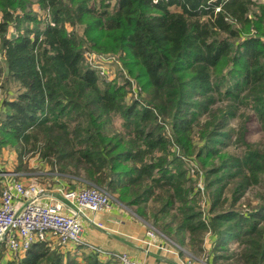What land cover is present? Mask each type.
Returning a JSON list of instances; mask_svg holds the SVG:
<instances>
[{
	"label": "trees",
	"instance_id": "obj_1",
	"mask_svg": "<svg viewBox=\"0 0 264 264\" xmlns=\"http://www.w3.org/2000/svg\"><path fill=\"white\" fill-rule=\"evenodd\" d=\"M86 54L119 68L107 77ZM1 89V149L39 150L61 178L115 194L177 243L187 236L203 251L210 233L213 264H264V148L245 142L254 119L264 132L256 0H0ZM230 142L245 151L224 153ZM184 159L205 170L206 219ZM254 188L257 203L241 206ZM1 255L0 264H109L44 242Z\"/></svg>",
	"mask_w": 264,
	"mask_h": 264
},
{
	"label": "built area",
	"instance_id": "obj_2",
	"mask_svg": "<svg viewBox=\"0 0 264 264\" xmlns=\"http://www.w3.org/2000/svg\"><path fill=\"white\" fill-rule=\"evenodd\" d=\"M91 56L86 54V57ZM0 174L4 175L2 172ZM60 194L62 199L56 200L47 195L43 186L33 183L26 185L19 181L0 187V243L9 253L22 255L33 243H46L54 237L61 247H82L97 257L106 255L116 264H147L132 260L125 254L100 250L82 240L81 225L76 217L83 215L84 210L96 213L111 206L110 196L105 191L96 187H82L60 190ZM45 199L49 202L42 203ZM97 225L102 227L100 223ZM146 235L150 240L145 243L151 246V241H155L154 229L147 228ZM182 264L194 262L183 261ZM199 264L212 263L205 259L200 260Z\"/></svg>",
	"mask_w": 264,
	"mask_h": 264
},
{
	"label": "rangeland",
	"instance_id": "obj_3",
	"mask_svg": "<svg viewBox=\"0 0 264 264\" xmlns=\"http://www.w3.org/2000/svg\"><path fill=\"white\" fill-rule=\"evenodd\" d=\"M256 4L261 5L264 8V0H256ZM33 6H34V9L36 11H39L40 14H42V17L46 21H48V22L50 21L49 18L47 17L48 15L44 11H42L37 4H34ZM257 12H258L257 7H252L250 10V14H254ZM15 34H16V30L11 28L9 30L8 36L12 37V35H15ZM87 59H90V60L94 59L93 61H91V63L96 67V69L100 70L104 73H107V75H108L107 77H110V78H112V75L110 74V72L115 70L116 68H119V64L115 60L112 61L109 59H103V58L97 57L95 55H92L91 57H87ZM102 72H100L99 74L101 75ZM6 87H7V89H9V93H11V91L13 92V95L9 96V97H13L17 87L14 86V84H12V83H8ZM2 92L3 91L1 89L0 90V98H3ZM141 95L143 96V94H141ZM135 96H136V94H131V95L129 94L127 96V98H128L127 100L130 101L131 98H134ZM118 121H116L114 123L116 125V127L118 126ZM240 123H241L240 119L239 120L232 119V120H230L229 125H230V127H233V129L238 131ZM245 142H246V145L249 144L251 146L260 147L261 149L264 148V132L262 131L261 125L257 123L256 119H254L252 122H250L248 124V132H247L246 137H245ZM1 150H2L1 151V168L3 167L4 169H7L6 170L7 172L4 171V173L8 176L4 181H2V184L0 187H3L6 183L11 184L15 181L25 183L26 185L33 183V184H37L39 186H43L44 188H48V186L53 184L52 173H55L54 172L55 169L51 168V166L48 164V162H46V160L42 157V154L40 153L39 150H36V149L30 150V151L24 153L22 156H19L17 151L13 147H2ZM244 151H245V145L244 144H240V143L234 144L233 142H230L229 145H227V147L224 149V153H233V154H241ZM183 168L185 169L187 177H191L192 180L190 179V182L192 183V186L194 185L198 191V194L196 195L197 196L196 197V199H197V209L196 210L201 211V216H200L201 219L202 218L206 219V214H207V217H210V215H212V213L209 211L210 194L205 187V185H206V179H205V175H204L205 170L196 159H193L190 161H189V159H184ZM0 172H2V170H0ZM56 178L61 179L64 182L71 183L70 184L71 187L76 186L77 188H82V187L87 186V185L83 184L81 180L79 182V181H74V180H69V179H63L58 174H57V177H55V179ZM2 179H4V178H2ZM79 186H81V187H79ZM77 188H69V189H77ZM99 189H101V188H99ZM60 190H64V189H59V192H60ZM258 191H259V188H254V189L248 190L246 192L245 196L238 203L241 204V206L245 205V198L246 197H250L251 199H253L254 204L257 203L258 198H256L255 193ZM105 192L110 196L111 202L115 203L120 208V210H129L136 217L141 219L142 222L146 225V231H147V228H149V227H152L154 229L155 239L159 238V240L161 242H157L156 240L155 241L157 243L155 241H151V244H152L151 247H153V246L160 247V248H162L161 250L164 252H165L164 249H168V250H171L173 252H177L178 254L183 253V255H184L183 257L188 258L190 262L195 261V264H199L200 260L206 259V261H209V258H211V257H209L210 256L209 250L211 248L210 244L212 243V242H210V235H211L210 233L208 234V232H206L205 236L202 239L201 244L204 247L203 251H201V250L199 251L197 249H192L189 245H187V243H188V241L186 242V240H188L187 236L185 237L184 244H180V243H177V241L176 242L173 241L168 236H166L165 234L160 232V230H158V228L155 224L153 225L152 223L143 219L142 217L137 215L132 210V208H130L129 206H126L123 203L119 202L117 200V198H116L117 196L115 194L113 195L107 191H105ZM153 205H154L153 202H150L148 204L149 207H151ZM104 210H106V209H104ZM104 210H102V211H104ZM102 211H99V212H102ZM87 212L88 211L84 210L83 215H85V214L87 215ZM207 221H208V219H207ZM91 223H93L95 226H97L99 228H106V227H104V225L102 223L95 221V219H93V218L91 220ZM97 223H100L102 225V227L98 226ZM81 229H82V227H81ZM145 235H146V233H145ZM146 237L148 240H150L147 235H146ZM143 240L144 239H142L141 241L143 242ZM86 243H89V242H86ZM48 244L52 249L63 252V254L68 253L71 257H75V258H76V256L74 254L75 252L73 249L79 248L82 250V252H84L86 250L82 247H77V246H72V245H70L68 247H61L59 245L58 241L56 242V241H53L52 239H49ZM90 244H92L93 246H95L96 248H98L100 250H103V248H101V247H99L93 243H90ZM236 246H237L236 241H231V243L229 244L230 250H233L234 248H236ZM71 248H73V249H71ZM83 249H84V251H83ZM76 252H80V251H76ZM0 254H2L1 256H3L5 261L8 259H12L14 256H17V257L21 256L18 254L9 253L4 245L3 246L0 245ZM79 254L81 255L82 253H79ZM117 254H124V253L118 252ZM83 255H86V254H83ZM97 258H98V260L102 261L103 263L107 259H110V258L106 257V255H103V256L98 255ZM79 260L81 261L82 259L79 258ZM139 261H141V260H139ZM114 263L116 264V261H114Z\"/></svg>",
	"mask_w": 264,
	"mask_h": 264
},
{
	"label": "crops",
	"instance_id": "obj_4",
	"mask_svg": "<svg viewBox=\"0 0 264 264\" xmlns=\"http://www.w3.org/2000/svg\"><path fill=\"white\" fill-rule=\"evenodd\" d=\"M8 94L12 96L13 92L11 91V93H9L8 91ZM2 168L0 169L2 173H4V171L7 172V169ZM52 175L54 177H52L53 184L45 188L50 198L61 200L62 197L59 189L77 188L76 186L71 187V183L64 182L58 178L55 179V177H57L56 173H52ZM7 176L8 175L5 173L4 175L0 174V186ZM48 202V199L42 200V203ZM88 218L95 219V221L102 223L106 228L95 226ZM76 219L82 227V240L84 242L93 243L103 248V250L114 253H124L132 260H141L147 264H182L183 261H189L188 258L183 257V253L164 252L160 247H149V245H146L145 241L148 240L145 235L146 225L129 210H120L115 203H112L108 209L102 212L94 213L88 211L87 215H79ZM51 239L57 242L54 237ZM142 239H144L143 242L141 241ZM155 240L161 242L159 238ZM46 243L48 244L49 240ZM73 250L78 260L79 258H83V254H89V252L86 250L84 251V249V252L79 248ZM79 253L82 254L80 255ZM209 261L211 262V258H209ZM105 262L115 264L111 259H107ZM192 262L195 264V261Z\"/></svg>",
	"mask_w": 264,
	"mask_h": 264
}]
</instances>
